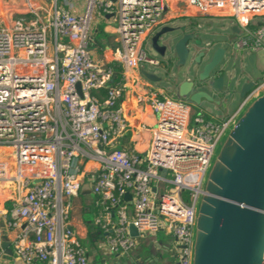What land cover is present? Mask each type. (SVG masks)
<instances>
[{"label": "built area", "instance_id": "built-area-1", "mask_svg": "<svg viewBox=\"0 0 264 264\" xmlns=\"http://www.w3.org/2000/svg\"><path fill=\"white\" fill-rule=\"evenodd\" d=\"M98 14L116 24L121 48L111 64L92 56ZM197 17L232 21L239 29L233 49L244 60L264 51V0H0V183L12 182L17 191L0 213V264L8 260L5 239L20 264H88L72 230L73 200L87 177L78 160L97 164L88 178L104 205L95 223L110 253L137 248L133 225L139 237L170 234L178 264H193L198 204L215 150L242 110L264 94V78L222 120L184 99L154 98L149 152L114 145L128 129L126 79H116L117 64L125 73L158 68L145 43L173 21Z\"/></svg>", "mask_w": 264, "mask_h": 264}, {"label": "water", "instance_id": "water-1", "mask_svg": "<svg viewBox=\"0 0 264 264\" xmlns=\"http://www.w3.org/2000/svg\"><path fill=\"white\" fill-rule=\"evenodd\" d=\"M231 33L230 44L218 47L201 46L184 26H165L154 34L151 49L155 59L178 74L189 66L185 74L190 79L176 89L180 99L197 108L212 105L224 87L235 91L237 85L221 71L226 56L234 50L238 27L234 25ZM247 64L252 80L243 84L239 100L252 90L255 81L264 78L255 54L248 57ZM141 73L151 82L163 81L154 72ZM77 89L82 95L80 85ZM130 235L139 237L133 225ZM2 248L12 256L6 239ZM193 264H264V94L236 122L208 176L197 214Z\"/></svg>", "mask_w": 264, "mask_h": 264}, {"label": "crops", "instance_id": "crops-1", "mask_svg": "<svg viewBox=\"0 0 264 264\" xmlns=\"http://www.w3.org/2000/svg\"><path fill=\"white\" fill-rule=\"evenodd\" d=\"M76 13H81L82 9L75 10ZM31 16H28V18ZM93 25V43L91 46V52L94 60L101 64H111L113 62V52L115 51L116 38L112 39V35L115 34L116 25L111 21V17H103L97 15ZM186 22H180V20L173 21L168 26L177 27L185 26L189 27L190 24L196 31L200 32L201 22L208 21L209 23H221L222 31L216 34L215 39L207 41L206 45L223 46L224 42L230 44V38L232 37L231 29L233 27L232 21L216 18H183ZM212 25V24H208ZM207 26V25H206ZM208 28V27H207ZM210 31L211 29L208 28ZM212 32V31H211ZM223 38V39H222ZM110 39V44L107 40ZM113 43V44H112ZM115 46V48L113 47ZM114 48L113 50H110ZM238 50H233L226 56L225 62L221 66L222 69L228 72L229 76H233L236 72V65L240 64L241 70L244 72L247 70V63ZM151 68V67H150ZM142 70H147L144 66L140 71L133 70L125 73L123 67L117 64L116 79L125 81V91L122 98V107L124 116L128 123V129L126 133L118 139L114 148L125 150L129 153L140 154L145 156L153 141L152 131L156 127L157 117L154 113L151 101L152 99H162L166 96V92H172L174 97H178L177 91L173 92L174 87L186 80V72L183 71L182 77L176 76V81L173 76L174 70H171L169 80L159 74L164 72L158 68H153L151 72L156 73L163 78L161 83L151 82L147 80L141 73ZM150 71V70H147ZM178 75V70H176ZM176 83H174V81ZM160 85H162L161 88ZM100 99H103L105 92L96 94ZM179 98V97H178ZM228 118V117H227ZM227 118H216L218 120ZM5 153L0 151V156ZM79 168L86 174L84 184L80 194L73 200V210L71 212L72 218V230L76 239L81 243L87 254L88 264H178L179 261V248L174 238L165 232H160L156 235L148 236L141 242L137 243V248L125 254H112L108 251L104 242V232L96 225L95 220L104 211V205L100 203V198L92 193V183L88 176L90 172L95 171L97 164L92 161L78 160ZM12 185H7V184ZM0 186V213H4L7 209L11 208L14 201H16L17 191L16 185L10 182H2ZM4 198L8 197L5 201ZM131 201V200H130ZM15 262L11 256H8L7 264Z\"/></svg>", "mask_w": 264, "mask_h": 264}, {"label": "rangeland", "instance_id": "rangeland-1", "mask_svg": "<svg viewBox=\"0 0 264 264\" xmlns=\"http://www.w3.org/2000/svg\"><path fill=\"white\" fill-rule=\"evenodd\" d=\"M82 3L84 2V0H80ZM45 5H47L48 7H49V5H48V1H45ZM47 6H45V7H47ZM59 6L62 8L63 7V5H62V3L61 2H59ZM22 8H23V10H21L23 13H26V7L24 6V5H22ZM193 14H196V12H194ZM13 17V16H12ZM97 18V17H96ZM183 18H180L179 20H180V22L179 23H181V22H186L185 20H182ZM216 19H218V18H216ZM227 21H228V19H227ZM208 24H212V25H208ZM94 25V24H93ZM116 25V24H115ZM207 25V26H206ZM221 23H212V22H208V21H205V22H201V28L199 29L200 30V32L199 31H196V30H193V32H194V34L199 38V43H202V45L201 46H204V43H206L207 41H209V40H214L215 39V35L216 34H219V32H220V30L222 31V28H221ZM210 28L211 29V31L208 29V28ZM253 27H255V26H253ZM215 36V37H214ZM114 38H116V35H112V39H114ZM223 39V38H222ZM113 41V40H112ZM111 41V42H112ZM110 42V39H108L107 40V43L108 44H110L111 43ZM113 44V43H112ZM113 47L115 48V46L113 45ZM116 47H119V48H121V45L119 46V45H116ZM49 48H50V54H52L53 52H52V49H53V43H52V41L50 40L49 41ZM114 48H111L110 50H113ZM144 50L147 52V54H148V56L149 57H151V58H155V56L153 55V53H152V49H151V38L145 43V46H144ZM255 56H256V59H257V68L261 71V72H263L264 73V51H259V52H257L256 54H255ZM245 62L247 63V61L245 60ZM244 62V63H245ZM147 67V70H150V72L151 71H153V70H151V69H153V68H150V66H146ZM189 67V66H188ZM188 67H185V68H183V70H181L180 71V74H178V75H176V70L174 69V74H173V76H174V78H175V81H176V76L178 77V78H181L182 77V73H183V71H186V69L188 68ZM240 67V66H239ZM247 72H248V75H250V73H251V71H250V68H249V66H248V64H247ZM159 74H163V76L165 77V78H167L168 80H169V77L170 76H168L167 75V73H163V72H159ZM174 81V80H173ZM174 81V83H176ZM159 86L161 87L162 85H160L159 84ZM162 88V87H161ZM163 89V88H162ZM176 90H173V92H175ZM166 94V96L167 97H173V98H175V99H179L177 96L176 97H174V96H170V95H172V92H166L165 93ZM183 100V99H182ZM255 100H253V101H251L243 110H242V112H241V114H240V116L237 118V121L242 117V115L246 112V110L248 109V107L254 102ZM242 102V100H238L237 102H236V104H235V106H234V110H236L238 107H239V105H240V103ZM198 109V108H197ZM229 118V117H228ZM233 128V127H232ZM232 128L230 129V130H228L227 132H226V134L223 136V138L221 139V141L218 143V145H217V148H216V150H215V153H214V156H213V159H212V167H213V165H214V163H215V160H216V158H217V156H218V154L220 153V150H221V148H222V146L224 145V143H225V141L227 140V138H228V135H229V133H230V131L232 130ZM212 167H211V169H212ZM211 169L209 170V172L207 173V175H206V177H205V181H204V185H206V182H207V179H208V176H209V174H210V172H211ZM170 178V177H169ZM1 185H3V184H0V186ZM7 185H12V184H7ZM13 186V185H12ZM168 189L169 190H171L172 188L169 186L168 187ZM4 195L5 194H3V201H5L8 197L6 196V198H4ZM183 196H186V194H183ZM199 206H200V202H199V204H198V210H199ZM147 238V237H146ZM145 238L144 237H138V238H136V242L137 243H139V242H141L142 240H144ZM9 264H15V262H10Z\"/></svg>", "mask_w": 264, "mask_h": 264}, {"label": "flooded vegetation", "instance_id": "flooded-vegetation-1", "mask_svg": "<svg viewBox=\"0 0 264 264\" xmlns=\"http://www.w3.org/2000/svg\"><path fill=\"white\" fill-rule=\"evenodd\" d=\"M191 28H193V27L190 24V26L187 29L189 32L194 33L193 30H195V29H191ZM196 38H198V37L196 36ZM222 45L228 46L229 44L227 42H224ZM204 46L212 47L213 45L212 44L211 45L210 44L209 45L204 44ZM197 50H198L197 54H199L201 52V49L198 48ZM158 60L160 61L158 69L164 70V72L167 73L168 76H170L171 75V69H172L171 67H169L170 65H166V64L162 63L163 61L160 59H158ZM224 62H225V60H224ZM239 66H240V64L236 65V72L233 76H229L228 72L221 68V71L224 74H226V76L229 79L233 80L234 84L237 85V88L235 89V91H231L228 87H226V88L224 87L223 91L216 94V96L214 97L215 101L212 105L209 104V105L197 107L199 110L206 113V115L208 117H211V118H218V117L227 118V117L232 116L235 112H237V109L234 110V106H235L236 102L239 100V95H240V92L242 90L243 84L252 80L251 73H250V75H248V72H246V71L244 72V70L242 71ZM187 78L190 79V76L187 75ZM176 89H177V87L175 86L174 90H176ZM186 101H188V100H186Z\"/></svg>", "mask_w": 264, "mask_h": 264}, {"label": "bare ground", "instance_id": "bare-ground-1", "mask_svg": "<svg viewBox=\"0 0 264 264\" xmlns=\"http://www.w3.org/2000/svg\"><path fill=\"white\" fill-rule=\"evenodd\" d=\"M10 183H12V182H10Z\"/></svg>", "mask_w": 264, "mask_h": 264}]
</instances>
